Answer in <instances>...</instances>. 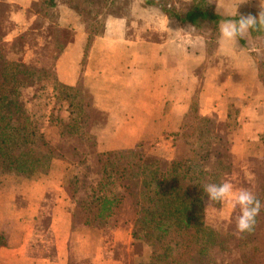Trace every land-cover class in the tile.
I'll return each mask as SVG.
<instances>
[{"label": "crops", "instance_id": "0c3cea01", "mask_svg": "<svg viewBox=\"0 0 264 264\" xmlns=\"http://www.w3.org/2000/svg\"><path fill=\"white\" fill-rule=\"evenodd\" d=\"M39 1L0 0V5L15 7L11 37L24 32L23 19ZM209 2L215 13L229 19L237 18L231 15L236 10L258 17L264 9L260 0ZM55 3L57 26L72 33L56 60L55 76L64 86L90 93L94 108L107 115V123L95 133L98 153L132 149L139 143L152 157L169 158L162 148H170L181 127L190 119L193 124L198 123L196 117L207 118L225 126L226 181L256 190L257 179L264 176V62L253 51L264 43V35L249 32L235 44L225 43L220 22L216 36L207 38L140 0L139 12L129 6L121 15L106 17L101 35L87 47L81 17L67 2ZM136 19L149 30L162 31L164 38L149 42L129 37ZM46 118L40 122L41 132L53 144L65 142ZM115 125L122 135L113 138ZM60 153L65 159L53 160L46 172L32 177L0 171V264H121L112 250L98 244L89 261L83 262L85 254L77 257L85 253L88 229L72 226L75 204L65 177L74 149ZM110 237L112 248L132 240L130 228L118 226Z\"/></svg>", "mask_w": 264, "mask_h": 264}, {"label": "trees", "instance_id": "16d2710c", "mask_svg": "<svg viewBox=\"0 0 264 264\" xmlns=\"http://www.w3.org/2000/svg\"><path fill=\"white\" fill-rule=\"evenodd\" d=\"M106 1L91 5L95 8L90 10L86 7L92 0L67 1L84 22L87 47L101 35L106 17L125 11L119 0H111L109 5ZM144 3L159 7L169 20L181 25L188 23L196 30L206 26L215 32L220 22L229 19L215 13L209 0H144ZM55 7V0L35 3L28 18L23 19L24 32L11 37L15 7L0 5V171L32 177L46 172L53 160L65 159L18 102L22 77L34 76L45 82L44 92L52 102L49 122L60 130L64 141L75 145L65 186L72 193L81 187L85 199L90 200L82 204L87 213L85 219L79 221L75 210L72 213L73 228L88 229L89 242L78 258L85 254L83 262L89 261L98 244L104 251L112 250L121 264H264V176L257 179L256 190L240 187L253 192L262 205L250 233H238L234 219L217 227L209 225L205 216V200L209 199L203 187L226 181L229 170L225 126L200 117H196L198 123L183 125L174 135L177 149L183 152L174 159L146 156L139 143L132 149L97 152L95 133L103 129L107 115L94 108L90 93L81 87L71 88L57 82L56 60L71 42L72 33L48 22ZM134 23L137 26L128 30L129 37L134 35L149 42L164 38L162 31ZM250 33L253 37L263 36L264 29ZM29 36L45 38L48 50L39 59L34 58L33 65L38 63L35 68L24 60L6 56L7 46L25 42ZM50 53L52 57H48ZM112 127L117 132L113 138L122 135L119 127ZM111 137L109 133L107 140ZM194 141H202L199 148L190 144ZM212 205L219 208L221 203ZM117 226L130 228L132 240L129 245L112 248L110 232ZM69 264L76 263L72 260Z\"/></svg>", "mask_w": 264, "mask_h": 264}, {"label": "rangeland", "instance_id": "374dc122", "mask_svg": "<svg viewBox=\"0 0 264 264\" xmlns=\"http://www.w3.org/2000/svg\"><path fill=\"white\" fill-rule=\"evenodd\" d=\"M68 0H63V2H67ZM72 1V0H70ZM79 1V0H78ZM93 2H91L88 7H86L88 10H90L91 8H95V7H91L95 6L97 4H100V0H92ZM100 2V3H99ZM111 2V0L106 1V3L109 5ZM120 6H122L125 10L130 9L129 6H132L133 10H135V12H139V10L141 9L139 7L140 5V0H119ZM105 3V4H106ZM107 5V6H108ZM97 10V8H96ZM245 13L241 14L244 15ZM245 16V15H244ZM248 16V15H247ZM131 18V17H130ZM47 20H49L48 22L56 24L57 25V16L56 13L53 12V17L51 18H47ZM100 20H102V18H100ZM90 22H92L90 20ZM101 22V21H100ZM135 22H140L139 19H136ZM133 26L136 27L137 25L135 23H133ZM197 33L207 37V38H214L216 36V33L209 30L206 26L201 27L200 29L196 30ZM26 38L23 37V39ZM45 38L42 37H34V36H29V38H27L24 42V40H21V42H16L14 43L12 46H7L6 47V56L7 58L11 59V60H18V61H23L26 63H30L31 65H33L34 62V58H40L42 57L44 54H47V45L45 44ZM26 43V44H23ZM210 47L212 46V43H210ZM255 50L253 51L256 55L257 58H259V60H262L264 62V43L260 46H257V48H254ZM48 57H52L53 54L50 53ZM24 58V59H23ZM33 61H31L32 59ZM263 64H261V68L264 69V66H262ZM36 66H38V63L36 62L35 65H33V67L35 68ZM22 86L20 89V95H19V103L20 105L27 110V112L30 114L31 118L33 119L36 127L41 131L42 127H41V123L44 120L43 119H47L46 116H49V113L51 111L52 108V102L50 100H48V95H46V93L44 92V85L45 82L43 83L42 81L38 80L36 77L34 76H29L27 77V75H24V77H22ZM49 121V119H48ZM187 125H191L192 124V119H190L188 121V123H186ZM51 125V123H50ZM54 126V125H52ZM55 127V126H54ZM55 129L57 130V132L59 133L60 130L58 128L55 127ZM57 135V134H56ZM61 136V135H60ZM61 139H63V137L61 136ZM168 139V138H167ZM170 139V138H169ZM61 140V142H62ZM171 140H172V136H171ZM158 142H155L154 144H156ZM68 144V145H66ZM191 145L196 144V148H199V145L202 144V141L200 142H196L194 141V143H190ZM56 148H58V150L61 151H66L67 149H69V147L74 149L75 152V145L72 144V142H62L59 144H54ZM141 145V144H140ZM155 148V147H154ZM141 149H142V153L145 154L146 156L152 157V155H149L148 153H145L144 148L141 145ZM164 149L163 152L165 151V153L167 154V152L170 155V159H174V157L177 155V153L179 152H183V150L181 149H177V146L175 145V142L173 143V141H171V146L169 149L167 148H162ZM180 150V151H179ZM187 151V150H186ZM185 151V152H186ZM196 152V151H195ZM156 158V157H153ZM187 157H185V159H187ZM157 159H165L163 157H159ZM167 160V159H166ZM81 172H84V170L82 169ZM72 190H74V187H71ZM84 190L80 188H78L76 190V193H72V191H69V196H70V200H73L75 207L74 210L77 213V220L80 221V219H85L86 217V212L83 210V206L82 204H86L88 203L90 200L89 199H85L84 195ZM253 193V192H252ZM127 198V197H126ZM125 202H132L131 200H125ZM205 216L207 219V222L209 225L214 226L217 224V227L219 225H227L228 222H232V220H236V218L239 216L240 214V209L239 207L232 209L229 204L227 202L223 203L220 205V207L215 208L212 205V202L209 200H205ZM86 213V214H85ZM124 216V214H122ZM109 228V226L105 229H103L104 231H107V229ZM223 228V227H222ZM259 231V229H258ZM261 235L263 234L262 232H260ZM259 234V233H258ZM108 238V237H107ZM121 249V248H119ZM147 252V250H146ZM148 253V252H147Z\"/></svg>", "mask_w": 264, "mask_h": 264}, {"label": "clouds", "instance_id": "9594fccd", "mask_svg": "<svg viewBox=\"0 0 264 264\" xmlns=\"http://www.w3.org/2000/svg\"><path fill=\"white\" fill-rule=\"evenodd\" d=\"M260 5H264V0H260ZM231 15L237 18L225 19L219 24L220 39L225 43L235 44L250 31L264 29V9L262 7L258 17L240 15L237 10ZM203 190L209 201L221 204L227 202L232 209L239 207L240 214L236 218L238 233H250L253 230L255 218L262 205L252 192L237 188L230 181L209 183L203 187Z\"/></svg>", "mask_w": 264, "mask_h": 264}]
</instances>
